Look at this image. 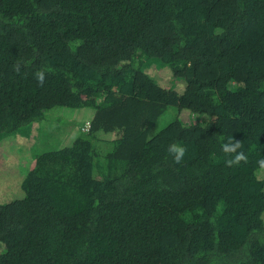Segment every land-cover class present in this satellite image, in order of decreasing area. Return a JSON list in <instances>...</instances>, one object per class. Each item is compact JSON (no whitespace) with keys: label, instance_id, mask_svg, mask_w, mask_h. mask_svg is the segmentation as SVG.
<instances>
[{"label":"trees","instance_id":"1","mask_svg":"<svg viewBox=\"0 0 264 264\" xmlns=\"http://www.w3.org/2000/svg\"><path fill=\"white\" fill-rule=\"evenodd\" d=\"M33 124L0 264H264V0H0V140Z\"/></svg>","mask_w":264,"mask_h":264},{"label":"rangeland","instance_id":"2","mask_svg":"<svg viewBox=\"0 0 264 264\" xmlns=\"http://www.w3.org/2000/svg\"><path fill=\"white\" fill-rule=\"evenodd\" d=\"M53 112H46V117H51ZM70 113L74 114L76 111H70ZM82 116L77 122H83L88 118L89 110H83ZM176 112L173 108L167 109V111L160 116L158 129L166 126L172 118L175 116ZM185 122L186 120L183 119ZM64 119H62L59 123V127H63ZM81 123V125L83 124ZM42 126L40 124L31 125L24 133L18 134L16 136L5 137L0 140V203H7L15 199H19L22 197V190L20 188V180L24 175V171L31 166L30 163V155H33L35 150L42 151L43 149H36L34 147L33 152L31 153V147L35 141L36 135L39 132L44 138H41V142L47 141L48 146L56 147L58 141L63 136V130L59 129L56 132L57 139H54L56 143H51V141L46 138L47 130H42ZM64 128V127H63ZM85 131H82L83 137L85 136ZM95 138H90L91 142L94 144L95 149L103 153L108 147L109 142H112L114 139L118 138L116 134H102L96 133ZM108 143V144H107ZM29 166V167H28ZM264 178V171H262L259 175Z\"/></svg>","mask_w":264,"mask_h":264},{"label":"clouds","instance_id":"3","mask_svg":"<svg viewBox=\"0 0 264 264\" xmlns=\"http://www.w3.org/2000/svg\"><path fill=\"white\" fill-rule=\"evenodd\" d=\"M14 70L16 72H19V63L14 65ZM36 79L38 84L43 87L45 83V71L43 69L36 73ZM242 148L243 143L240 141H234L233 138L230 139L228 142L221 144V150L226 154V156L229 157L225 161L227 167L238 166L241 163L247 162V156L245 152L242 151ZM167 151L172 156L173 162L175 164H180L186 154V148L176 142L169 144ZM261 164H264V161H261Z\"/></svg>","mask_w":264,"mask_h":264}]
</instances>
